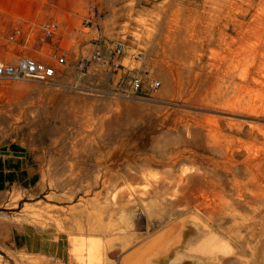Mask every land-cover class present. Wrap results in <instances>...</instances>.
Masks as SVG:
<instances>
[{
  "label": "rangeland",
  "instance_id": "rangeland-1",
  "mask_svg": "<svg viewBox=\"0 0 264 264\" xmlns=\"http://www.w3.org/2000/svg\"><path fill=\"white\" fill-rule=\"evenodd\" d=\"M43 7L61 32L33 51L54 64L60 50L68 65L52 83L0 81L1 137L45 156L40 186L0 209L31 229V248L0 243V264H118L180 218L155 264H264V0ZM102 41L143 49L157 94L113 97L115 76L95 64L80 76Z\"/></svg>",
  "mask_w": 264,
  "mask_h": 264
},
{
  "label": "crops",
  "instance_id": "crops-1",
  "mask_svg": "<svg viewBox=\"0 0 264 264\" xmlns=\"http://www.w3.org/2000/svg\"><path fill=\"white\" fill-rule=\"evenodd\" d=\"M47 1L49 0L39 2L0 0V44L7 41V35L16 28H22L24 31V35L12 44L15 48L18 47L19 52L21 50L22 53L18 56V50L16 52L8 50L0 55V61L16 62L20 58L31 57L38 61L50 63L40 55H36V51H33L36 46L41 49L44 46L55 48V43H45L36 38L40 32L41 24L50 18L44 14L43 6ZM57 23L59 24V22ZM59 27L61 32L60 24ZM10 55L16 59H8L11 58ZM101 75L102 79L109 77L108 73L102 72ZM44 163V155H39L23 144L8 143L0 135V209L18 207V203L25 194H30L34 187L40 186L45 172ZM34 182L35 184H32ZM31 239L32 231L24 223L13 220L0 221V243L6 248L29 249L31 248Z\"/></svg>",
  "mask_w": 264,
  "mask_h": 264
},
{
  "label": "built area",
  "instance_id": "built-area-1",
  "mask_svg": "<svg viewBox=\"0 0 264 264\" xmlns=\"http://www.w3.org/2000/svg\"><path fill=\"white\" fill-rule=\"evenodd\" d=\"M91 24H93L92 16L84 19L83 27ZM59 33V24L54 20H47L41 24L36 38L45 43H52ZM23 35L24 31L18 27L7 35V41L10 44L16 43ZM51 58L54 64L31 57L20 58L16 62L0 61V81L36 80L52 83L59 79L64 71L58 67L67 66L68 62L65 54H62L60 50L54 51ZM145 61L146 54L143 49L137 48L131 51L122 42L102 41L90 55L83 57L77 63L76 71L80 76H84L88 68L95 64L101 72L115 76V84L111 91L113 97L126 100L143 99L155 96L162 85L159 79L152 77ZM126 62L128 63L125 64Z\"/></svg>",
  "mask_w": 264,
  "mask_h": 264
},
{
  "label": "water",
  "instance_id": "water-1",
  "mask_svg": "<svg viewBox=\"0 0 264 264\" xmlns=\"http://www.w3.org/2000/svg\"><path fill=\"white\" fill-rule=\"evenodd\" d=\"M184 230L185 219H177L121 254L117 263L155 264L153 260L177 244Z\"/></svg>",
  "mask_w": 264,
  "mask_h": 264
}]
</instances>
